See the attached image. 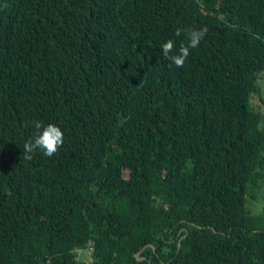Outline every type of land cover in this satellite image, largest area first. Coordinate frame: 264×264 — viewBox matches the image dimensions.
Returning <instances> with one entry per match:
<instances>
[{
    "label": "trees",
    "instance_id": "obj_1",
    "mask_svg": "<svg viewBox=\"0 0 264 264\" xmlns=\"http://www.w3.org/2000/svg\"><path fill=\"white\" fill-rule=\"evenodd\" d=\"M262 73L264 0H0V264H264Z\"/></svg>",
    "mask_w": 264,
    "mask_h": 264
},
{
    "label": "clouds",
    "instance_id": "obj_2",
    "mask_svg": "<svg viewBox=\"0 0 264 264\" xmlns=\"http://www.w3.org/2000/svg\"><path fill=\"white\" fill-rule=\"evenodd\" d=\"M181 31L182 30L178 28L175 34L179 36L181 35ZM183 31L187 35L188 43L179 48L178 54L170 55L175 47L172 39L167 40L161 45L164 56L171 60L177 67L184 66L187 58L191 55L190 49L198 47L208 30L207 27L204 26L201 28H189ZM34 124L38 131L35 134L34 139L25 142L24 159L31 160L33 157L29 153H33L37 149H39L45 156L52 157L59 151V148L63 144L62 130L54 124L44 126L38 121L34 122Z\"/></svg>",
    "mask_w": 264,
    "mask_h": 264
},
{
    "label": "rangeland",
    "instance_id": "obj_3",
    "mask_svg": "<svg viewBox=\"0 0 264 264\" xmlns=\"http://www.w3.org/2000/svg\"><path fill=\"white\" fill-rule=\"evenodd\" d=\"M258 90L254 92L249 100L250 108H258L262 113H264V107L261 104V98H264V73L261 74V77L257 81ZM253 106V107H252ZM264 205V196L261 189L256 191V198L252 199L250 196H247V207L252 213H259L262 210ZM78 257L85 260L86 262H91L93 256L88 251H77Z\"/></svg>",
    "mask_w": 264,
    "mask_h": 264
}]
</instances>
